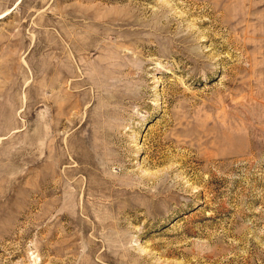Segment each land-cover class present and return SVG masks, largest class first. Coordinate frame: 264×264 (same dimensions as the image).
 Instances as JSON below:
<instances>
[{
  "label": "rangeland",
  "instance_id": "obj_1",
  "mask_svg": "<svg viewBox=\"0 0 264 264\" xmlns=\"http://www.w3.org/2000/svg\"><path fill=\"white\" fill-rule=\"evenodd\" d=\"M0 264H264V0H0Z\"/></svg>",
  "mask_w": 264,
  "mask_h": 264
}]
</instances>
